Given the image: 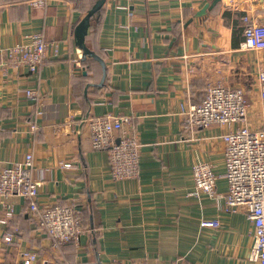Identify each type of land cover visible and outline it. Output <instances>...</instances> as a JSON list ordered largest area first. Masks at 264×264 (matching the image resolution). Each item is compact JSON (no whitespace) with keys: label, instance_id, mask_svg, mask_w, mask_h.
<instances>
[{"label":"crops","instance_id":"obj_1","mask_svg":"<svg viewBox=\"0 0 264 264\" xmlns=\"http://www.w3.org/2000/svg\"><path fill=\"white\" fill-rule=\"evenodd\" d=\"M209 1L105 0L85 37L103 76L74 42L84 5L0 0V162L32 153L38 205H72L87 225L77 242L55 248L37 215L11 197L0 264H20L24 250L36 254L32 264H246L252 223L244 208L224 209L227 127L189 131L183 111L219 83L244 91L251 126L264 121L257 79L264 50L240 48L242 16L264 23V0H222L193 18ZM37 32L57 43L56 55L49 50L36 72L2 65L5 49ZM104 115L129 117L124 129L141 144L137 177L114 180L108 152L92 148L89 121ZM65 161L71 167L61 168ZM198 162L217 175V198L192 195ZM214 219L217 228L201 225Z\"/></svg>","mask_w":264,"mask_h":264},{"label":"built area","instance_id":"obj_2","mask_svg":"<svg viewBox=\"0 0 264 264\" xmlns=\"http://www.w3.org/2000/svg\"><path fill=\"white\" fill-rule=\"evenodd\" d=\"M242 42L245 50H264V23H257L248 15L242 16ZM57 54V43L48 41L40 33L24 36L20 41L3 51L6 55L3 66L26 67L36 72L46 58L47 52ZM259 99L264 105V70L257 74ZM33 97L35 91L27 90ZM249 104L241 88L225 87L219 83L210 84L197 103L184 111V128L189 131L210 125H224L227 131L221 135L224 144L223 178L226 182L224 209L226 212L244 208L253 230V244L246 264H264V121L251 126L248 121ZM130 123L129 117L104 115L89 121V138L93 149L108 152L110 173L114 180H126L138 176L139 151L141 144L135 133L124 129ZM35 130L36 125L30 126ZM71 162H61V168L71 167ZM33 156L27 153L19 162L7 165L0 162V209L4 217L0 224L13 215L7 200L18 197L23 200L27 211L37 215V228L46 235L55 248L77 242L87 230L81 211L72 205H49L40 207L37 203L40 181L33 178ZM193 196L205 193L217 198V175L206 162L192 167ZM202 226L217 228L219 221H202ZM5 242H11L12 234L6 232ZM36 260L33 251L20 252V264H31ZM173 264H181L176 260Z\"/></svg>","mask_w":264,"mask_h":264},{"label":"water","instance_id":"obj_3","mask_svg":"<svg viewBox=\"0 0 264 264\" xmlns=\"http://www.w3.org/2000/svg\"><path fill=\"white\" fill-rule=\"evenodd\" d=\"M221 1L222 0H210L209 2H206L202 6V8L193 15V18H199L204 16L209 8L215 6ZM104 2L105 0H96L95 3L90 7V9L87 10V12L82 17V19L78 22L73 32L75 45L81 51V59L85 60L87 58H92L98 61L102 65L103 76L105 71H104V64L102 62V59L99 56H97L93 51L89 50L86 47L85 37L88 32L91 17H93L95 13H97L102 8Z\"/></svg>","mask_w":264,"mask_h":264},{"label":"trees","instance_id":"obj_4","mask_svg":"<svg viewBox=\"0 0 264 264\" xmlns=\"http://www.w3.org/2000/svg\"><path fill=\"white\" fill-rule=\"evenodd\" d=\"M75 2H76V4L77 5H81V6H85L84 8L86 9V11L88 10V9H90V7L95 3V1L96 0H74ZM217 5V4H216ZM101 10V9H100ZM99 10V11H100ZM85 11V12H86ZM98 11V12H99ZM97 12V13H98ZM97 13H95V15L97 14ZM239 14H242L241 12L239 13ZM94 15V16H95ZM94 16L93 17H91V19H90V25H89V29H90V27L92 26V22H93V20H94ZM87 36V35H86ZM86 63V62H85Z\"/></svg>","mask_w":264,"mask_h":264},{"label":"rangeland","instance_id":"obj_5","mask_svg":"<svg viewBox=\"0 0 264 264\" xmlns=\"http://www.w3.org/2000/svg\"><path fill=\"white\" fill-rule=\"evenodd\" d=\"M32 264V263H31Z\"/></svg>","mask_w":264,"mask_h":264}]
</instances>
